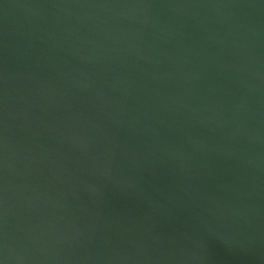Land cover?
<instances>
[{
    "label": "water",
    "instance_id": "obj_1",
    "mask_svg": "<svg viewBox=\"0 0 264 264\" xmlns=\"http://www.w3.org/2000/svg\"><path fill=\"white\" fill-rule=\"evenodd\" d=\"M2 264H264V0H0Z\"/></svg>",
    "mask_w": 264,
    "mask_h": 264
},
{
    "label": "snow or ice",
    "instance_id": "obj_2",
    "mask_svg": "<svg viewBox=\"0 0 264 264\" xmlns=\"http://www.w3.org/2000/svg\"><path fill=\"white\" fill-rule=\"evenodd\" d=\"M0 264H2V261H0Z\"/></svg>",
    "mask_w": 264,
    "mask_h": 264
}]
</instances>
